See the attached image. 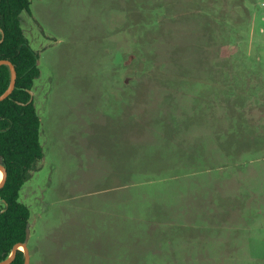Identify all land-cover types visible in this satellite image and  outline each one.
<instances>
[{
  "label": "rangeland",
  "instance_id": "374dc122",
  "mask_svg": "<svg viewBox=\"0 0 264 264\" xmlns=\"http://www.w3.org/2000/svg\"><path fill=\"white\" fill-rule=\"evenodd\" d=\"M30 1V263L264 264V0Z\"/></svg>",
  "mask_w": 264,
  "mask_h": 264
},
{
  "label": "trees",
  "instance_id": "16d2710c",
  "mask_svg": "<svg viewBox=\"0 0 264 264\" xmlns=\"http://www.w3.org/2000/svg\"><path fill=\"white\" fill-rule=\"evenodd\" d=\"M30 11V0H0V60L10 61L17 71L14 90L0 102V156L7 172L0 188V262L11 255L15 245L27 242L31 211L20 201V191L44 158L41 119L34 100L28 103L29 90L40 77L39 52L32 48L22 26V14ZM11 76L10 67L1 65L0 95L8 90ZM24 261V252L18 249L10 264Z\"/></svg>",
  "mask_w": 264,
  "mask_h": 264
},
{
  "label": "crops",
  "instance_id": "0c3cea01",
  "mask_svg": "<svg viewBox=\"0 0 264 264\" xmlns=\"http://www.w3.org/2000/svg\"><path fill=\"white\" fill-rule=\"evenodd\" d=\"M99 195H102V194H99ZM116 206L119 207L118 205ZM110 213H111V216L117 215V214L112 213V211H110ZM30 235L31 234L28 229V238H27L28 248H29ZM55 252H56L55 243L52 240H49V239L42 240V241L37 240L35 243V247H34V254L36 256V264H142L143 263V261L140 260V257L138 256L129 257L128 255H123V256L122 255H96V256L93 255L90 257L71 258V259H68L67 261L65 260L58 261L57 259H50V257H54L53 255H55ZM31 257L32 255L30 254V262H31Z\"/></svg>",
  "mask_w": 264,
  "mask_h": 264
},
{
  "label": "water",
  "instance_id": "95a60500",
  "mask_svg": "<svg viewBox=\"0 0 264 264\" xmlns=\"http://www.w3.org/2000/svg\"><path fill=\"white\" fill-rule=\"evenodd\" d=\"M1 40H3V38ZM3 64H6L10 67L12 76H11V84H10L8 90L5 93H3L2 95H0V102L5 100L12 93V91L15 88L16 79H17V71L15 69V66L8 60H0V66ZM29 93H30V99H29L28 103L32 102L33 98H34L33 91L29 90ZM0 171L3 172V177L0 180V188H2L5 185L6 178H7L6 168H5L4 163H3V156H0ZM27 238H28V235H27ZM20 247H22L23 250ZM18 249H20L24 252V257H25L24 264H30V252H29V248L27 246V242L19 243V244L15 245L11 255L7 259L0 262V264H10L14 260Z\"/></svg>",
  "mask_w": 264,
  "mask_h": 264
},
{
  "label": "bare ground",
  "instance_id": "6f19581e",
  "mask_svg": "<svg viewBox=\"0 0 264 264\" xmlns=\"http://www.w3.org/2000/svg\"><path fill=\"white\" fill-rule=\"evenodd\" d=\"M1 177H3V172L1 171ZM20 248H22V247H20Z\"/></svg>",
  "mask_w": 264,
  "mask_h": 264
}]
</instances>
